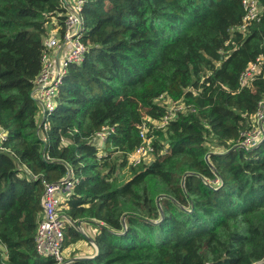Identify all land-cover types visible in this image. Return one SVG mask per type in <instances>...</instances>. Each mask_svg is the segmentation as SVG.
I'll list each match as a JSON object with an SVG mask.
<instances>
[{
    "label": "trees",
    "instance_id": "1",
    "mask_svg": "<svg viewBox=\"0 0 264 264\" xmlns=\"http://www.w3.org/2000/svg\"><path fill=\"white\" fill-rule=\"evenodd\" d=\"M242 1L87 0L88 52L43 131L31 91L59 0H0V264H55L34 238L43 182L68 170L64 247L85 238L79 221L98 230V255L69 264H264V142L236 145L264 97V0L244 32ZM257 58L262 72L240 88ZM160 97L189 108L153 131V162L122 181L144 119L166 114ZM102 127L114 132L100 147Z\"/></svg>",
    "mask_w": 264,
    "mask_h": 264
},
{
    "label": "built area",
    "instance_id": "2",
    "mask_svg": "<svg viewBox=\"0 0 264 264\" xmlns=\"http://www.w3.org/2000/svg\"><path fill=\"white\" fill-rule=\"evenodd\" d=\"M87 0H59V11L46 24L47 37L43 40L41 53V70L33 81L31 97L40 108V126L47 130L48 115L54 112L57 106L58 89L72 65L83 63L88 47L82 41L84 19L83 5ZM244 16L238 30L244 32L252 22L260 19L262 9L255 0H243ZM263 61L257 58L239 76V87H251L253 81L262 72ZM166 114L161 120L145 118L139 131L140 144L128 154V161L133 165L144 164L146 157H154L152 135L155 129L165 130L169 122L176 118L178 113L187 110L180 101L165 100ZM146 121V122H145ZM252 126L242 132L236 145L244 150L258 147L264 138V97L258 102L256 112L251 117ZM114 132L113 128L102 127L94 137L100 147ZM6 140V134L0 129V151L5 148L1 145ZM76 180L71 170L65 178L54 183L43 182L44 191L41 198L42 217L38 223L34 242L39 256L52 259L55 264H69L71 259L66 258L64 252V229L69 222L62 216L61 209L64 200L70 195Z\"/></svg>",
    "mask_w": 264,
    "mask_h": 264
},
{
    "label": "rangeland",
    "instance_id": "3",
    "mask_svg": "<svg viewBox=\"0 0 264 264\" xmlns=\"http://www.w3.org/2000/svg\"><path fill=\"white\" fill-rule=\"evenodd\" d=\"M160 103H164V102L161 101ZM116 156H120V154H117ZM153 160H154V157H150L149 159H148V157H146L145 160H144V164H149V163L153 162ZM131 161H132V160H130V161L126 164V167L123 168V170L120 172V174H121V176H122V181L125 180V179H127V178L130 176V171H129V166H130V165L133 166V167L140 166V164H138V165H133V164L131 163ZM144 164H142V165H144ZM120 181H121V179H120ZM152 190H153V193H154L155 201H156L157 203H158L159 200H161L162 198H165V197H166L165 194L163 193V190H162L161 188H159V187L153 185ZM82 222H85V221H80V222H78V224H77V225H80V228L78 229V232L81 233L82 235H84V237H86V238H84V239L78 241L79 245H77V247L80 248L79 250L76 249V250L72 251V252H71V255H69V256H68V254H67V251L64 252V254H65L69 259L88 258L89 255H92V253H91V254H88V253H90V251L87 252L88 250H87L86 248H87V246L89 245L88 242H93V240H94L93 237L95 236V234H94V235H91L89 232H87L88 230H87L85 227L82 228ZM90 235H91V236H90ZM87 239H89L90 241L87 240ZM87 241H88V242H87ZM0 249H2V245H0ZM65 249H66V248H65ZM85 253H86V255H85Z\"/></svg>",
    "mask_w": 264,
    "mask_h": 264
},
{
    "label": "crops",
    "instance_id": "4",
    "mask_svg": "<svg viewBox=\"0 0 264 264\" xmlns=\"http://www.w3.org/2000/svg\"><path fill=\"white\" fill-rule=\"evenodd\" d=\"M61 214H62V212H61ZM63 216V215H62ZM80 222V221H79ZM78 224V223H77ZM77 226V228L79 229L80 228V225H76ZM86 228L88 231L87 232H89L91 235H96L97 234V232H98V230L96 229V228H94V227H92L91 225H88V223H86V222H82V228ZM90 235V236H91ZM86 238V237H85ZM94 238V237H93ZM87 240H89V239H87ZM90 241V240H89ZM88 242V241H87ZM89 243V245L87 246V252H89L90 251V253H88V254H91L92 253V255H89V257H93L95 254H96V245H95V243L94 242H88ZM77 245H79V243L78 242H76V243H74V244H70L69 246H67V247H64V249H65V252L67 251V254H68V256L69 255H71V252L72 251H74V250H79L80 248L79 247H77ZM85 255H86V253H85ZM66 256V255H65ZM66 258H68L67 256H66ZM69 259V258H68Z\"/></svg>",
    "mask_w": 264,
    "mask_h": 264
},
{
    "label": "water",
    "instance_id": "5",
    "mask_svg": "<svg viewBox=\"0 0 264 264\" xmlns=\"http://www.w3.org/2000/svg\"><path fill=\"white\" fill-rule=\"evenodd\" d=\"M263 142H264V138L261 140V142L259 143L258 146H260ZM76 228H77V226H76ZM77 230H78V228H77ZM97 255H98V248H97V246H96V254H95L93 257L81 258V259H71V262H73L74 260L93 259V258H95Z\"/></svg>",
    "mask_w": 264,
    "mask_h": 264
}]
</instances>
